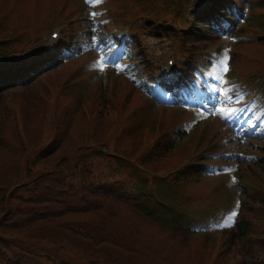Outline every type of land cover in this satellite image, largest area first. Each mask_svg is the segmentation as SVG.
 I'll list each match as a JSON object with an SVG mask.
<instances>
[{
    "label": "rangeland",
    "instance_id": "obj_1",
    "mask_svg": "<svg viewBox=\"0 0 264 264\" xmlns=\"http://www.w3.org/2000/svg\"><path fill=\"white\" fill-rule=\"evenodd\" d=\"M42 6V0H0V33H5L8 30H13L14 33H16L18 30L25 29L27 25H30L32 22L33 25L35 20H33L34 16L33 19H31V15H34V13L36 14V11L39 9H44ZM136 7L137 11L141 9V15H143L144 8L145 15H150L152 12L150 10L149 3L143 5L138 1ZM263 9L264 8L261 10ZM261 10H256L255 13ZM135 17H139L138 13L135 15ZM145 21L147 22L148 20H141L139 25L143 26ZM24 26L26 27L23 28ZM28 28L30 27H27V29ZM30 30L31 29H29L26 33H29ZM43 42L46 44L45 49L51 47L52 42L48 35L43 38ZM148 42H150V44ZM145 43L147 44L149 53H152L153 51L156 52V59H161L160 57L162 55H167L170 53L169 47L168 45L166 46L165 43L152 41V38L150 37L145 39ZM262 43L264 42H247L240 44L236 48L232 73L229 74V77H232L234 80H243L253 75H264V52L262 49L264 48V44ZM152 45L154 47H152ZM224 56L227 57V53H224ZM224 66L225 60L223 62V66L217 69V73L214 77L215 83H218L219 79L222 77L221 69H223ZM121 67L124 69L125 65L121 64ZM69 69L70 67H64L63 69H59L58 73L55 71L49 75L43 76L42 78L38 79V82L35 84V86L27 91L33 92L31 95H34V100L36 101L41 99L46 91L49 92V113H51L52 117L53 112H55L56 109L62 107V102L65 101L66 103H71V100L66 101L60 94L62 81L65 79ZM107 76L108 75L106 74L100 75L103 88L95 84L91 90V95L93 94V91L95 92L93 98L84 102L83 106L87 107V110L89 111H92L93 107L94 109L99 110L103 108L104 112H106V108L107 110L109 109L108 111L113 117L112 127L110 130L106 128L110 126L109 124L104 125V128L103 125L99 128H93L95 131V137L98 136L96 142H93L91 138L92 135H90L89 124L85 125L80 121L76 122V124L73 126L74 128L72 129L73 131L68 141V145L73 146L74 148L79 142L83 141L84 143L76 151V155H73L74 161L70 163L67 162L63 166L60 164H58L56 167L53 166L63 155H58L55 159H48L45 161V163H40L39 165L25 164L26 162L31 161V159L37 154H39L41 150L45 148L53 139V134L47 132L44 137L42 136V143L38 147L27 149L22 156L20 165L23 166L20 169L19 174H21L20 177L24 179H20V181L13 179L10 185L17 183H23V185L22 187L18 188V190H16L12 196L4 195L3 199L0 201V241L4 242L3 244L0 243V255L4 256V258H7L5 264H12V262L16 263L17 261L15 258H19V260H21L24 264H110L104 260L101 252H81L72 248L73 246L69 242H54L46 240L43 238L44 236H35L41 235L37 232L32 233V235H27L22 232H11L7 229L1 228V224L6 221L5 217L2 216L4 211H10V207H23L25 199H27L29 195L34 194L36 191L37 185L41 180V176L38 175V172L41 171L42 168L51 170L53 169L46 166L54 167L55 169L62 166L59 168V171L62 170L63 173L68 176L69 184L74 190L84 186L86 183H90L91 185L101 184L106 187H112L110 190H106L101 193L100 197L104 194L103 196L106 197V200L102 199V202L100 203L101 205L108 207L110 212H112L110 218V229L116 230L115 232L119 234L122 241L125 242L127 240L126 230L124 229L123 225L134 227L138 237L143 239L138 240L136 245L142 255L137 257L140 260L134 264H140V262L153 264V260L148 261V259L145 258L146 249L148 247L144 246V240L149 237L148 234L156 235L158 242L171 239L174 243H177L180 252L187 254L191 259L196 261V263L193 264H215L219 256H221V259L217 262V264H221L222 262H225V264H232L231 259L233 254L231 253L233 251H239L243 245L246 246L245 243L247 240L234 237L227 253L225 255H220L219 250L224 248L223 246L226 245V240L229 239L230 235H214L211 237H184L179 235V237L183 238L177 239L178 237H173L172 235L157 229L156 225L151 223L150 220L138 213H135L132 211V209L126 207L125 209L127 211L116 210L118 204L113 202V198H118L116 195L118 190L123 188L130 193L140 194L141 188L139 186L142 185L141 181L147 182V190L155 189L156 186L159 187L158 182L155 181L157 176L150 177L144 171L148 170L163 174L174 169L176 166L181 164L184 159L194 156L206 145L211 146L212 140L209 143L207 140L209 136H212L214 129L210 130L209 127V129L206 131V134L201 137L202 139L198 144L196 136H194L190 141L189 139H184L178 145L173 147L169 153L161 157H156L157 159L161 160L160 166L156 167V165H152L148 166V168L143 166L145 170L139 169L136 164L137 159L140 158L144 151L147 149L149 151L150 147L148 145L151 144L152 141L161 133L162 127L167 118L166 110L164 112L165 115L158 116H156L153 112H146V109L148 108L147 103H143L140 100L138 101L135 96H131L130 99H127L126 85L122 79H119L117 82H112L109 86H106ZM234 80L229 81L234 82ZM56 94L58 95L56 97V99H58V104H53V97ZM140 96L143 98L141 94ZM107 99L108 101H106ZM102 100L104 102H102ZM126 120L128 121L125 123ZM133 121H140L144 124L143 133H141L142 129L139 131H134L137 134L134 133L126 139V141L136 143V145L131 148L132 150H135V152L138 151L136 156L132 157L136 159L135 161H117L111 157L101 156L94 153L93 151H96L94 149L86 150L87 147L94 145L106 147L112 151L114 143L119 140L117 139L118 130L120 132L125 124L128 122L133 123ZM34 126L38 128L36 124ZM45 129L46 127L43 126L42 132H44ZM81 131L82 133H85L84 139L83 134L82 138H79L77 134L78 132L80 134ZM173 134H175V132ZM66 149L67 148L62 149V152L67 153ZM82 153L84 156L83 159H78L76 164L75 160L77 156ZM18 159L20 160L19 156ZM82 163H85L84 166L86 168L83 167V171L80 173L76 172L73 167H79ZM12 164L17 165L15 161ZM87 169H90L89 171L92 170L91 172H94L93 177L89 180L84 179ZM255 172H248L244 177H241L240 185L249 186V189L253 190L247 199L253 195V192L256 194V190L258 188L264 190V174L257 170ZM250 183L253 185V187ZM239 191V188L233 186L231 179L228 180L226 176L218 178L217 180L202 177L197 181L194 178V180H189L181 186L180 193L175 195L177 200L175 203H178L180 206H182L185 212L195 213L205 218L207 213L214 211L221 205H224L226 208L227 205L231 204L233 200L236 199ZM253 199V197L249 199L250 204H252ZM105 213H107V215L110 214L108 212ZM94 215L96 216L94 217ZM98 215L99 214L96 213H86L83 211L82 214L68 215L64 220L72 219L77 222H86L90 224L91 222L95 223L98 220ZM46 216L47 213L38 214L32 223L25 225L24 228L29 225L27 227L29 230L39 227L40 229L38 231L46 232L59 222V219L57 218L39 220V218H46ZM244 217L248 226H252L254 223L255 214L252 211H247ZM24 222L29 221L26 219L22 221V223ZM254 227L255 226H252L248 229V236L250 238L252 236L250 233ZM67 230L69 232L70 240L80 242L86 241V230H84V228L83 230L79 228ZM104 247L113 251L116 250L111 245H105ZM160 263L161 262L159 260L154 261V264ZM172 264L175 263L173 262Z\"/></svg>",
    "mask_w": 264,
    "mask_h": 264
},
{
    "label": "trees",
    "instance_id": "obj_2",
    "mask_svg": "<svg viewBox=\"0 0 264 264\" xmlns=\"http://www.w3.org/2000/svg\"><path fill=\"white\" fill-rule=\"evenodd\" d=\"M212 1L217 4L218 2H221V0ZM261 4H264V0H262ZM260 6L262 7V5ZM261 20L263 21V24L260 23L259 27L262 28V31H259L257 35L259 40L257 41L264 42V15ZM239 32L244 33L243 29H240ZM262 49L264 52V48ZM99 87L103 88L102 86ZM91 90L87 94H82L79 97L75 96L69 89L63 91L61 96L66 101L71 100V103H66L65 101L62 102V107L56 109L53 117L51 116V113H49L48 100L50 97L48 91H46L43 97L37 101L34 100V95H31V93H33L32 91L30 92L31 98L29 99L23 97V92L17 90L0 95V201L3 199L4 195L12 196L18 188L22 187L23 183L13 185H10V183L13 179L17 181L24 179L20 177L21 174H19V171L23 166L20 165L21 158L27 149L36 148L42 143V136L44 137L46 132L53 134V139L39 154L32 158L31 161L26 162V165H39L40 163H45L48 159H55L58 155L63 156L60 157L58 162L53 166L56 167L58 164L63 166L67 162H72L73 155H76V151L84 143L83 141L79 142L74 148L73 146L68 145V141L73 131L72 129L74 128L73 126L78 121L85 125L89 124L90 135H92L91 138L93 142H96L98 138V136L95 137V131L93 128H99L102 125L104 128V125L109 124L110 126L106 128L109 130L111 129L113 117L108 111L109 109L107 110L106 108V112H104L103 108L99 110L94 109L93 107L92 109L94 111H89L87 110V107L83 106L84 102L93 98L95 92L93 91V94L91 95ZM127 99H130L128 95ZM106 101H108V99ZM102 102L104 101L102 100ZM127 121L128 120H126L125 123ZM35 124L38 128L34 126ZM43 126L46 127L44 132H42ZM138 127L139 125L134 126V124L129 122L122 127L117 135V139L119 140L114 143L112 151L111 149L109 150L112 157L118 160L123 158L134 159L132 157L136 156L138 151L135 152V150H132L131 148L134 147L136 143L126 141V139L136 133L134 131H139V129H137ZM143 127L144 125H142L141 133L144 132ZM77 134L79 138H82L83 134L84 139L85 133H82L81 131L80 134L79 132ZM64 148H67V153L62 152V149ZM18 156L20 157V160L18 159ZM14 161L17 165L12 164ZM160 162L161 160L157 159L154 155L146 153L142 157L140 164L148 168V166L152 165H156V167L160 166ZM46 167L53 169H43L41 167L42 170L38 172V175L41 176V180L37 185V189L34 194L29 195V197L25 199L23 207H10V211H4L2 216L5 217L6 221L1 224V228L7 229L11 232H22L27 235H32V233L37 232L41 235L35 236H44L43 238L46 240L54 242H69L73 246L72 248L81 252H101L104 260L110 264H134L135 262H139L138 260L140 259L137 257L142 255V253L136 245L138 240L142 238L138 237L134 227L123 225L127 234V240L124 242L121 240L119 234L115 232L116 230L110 229L112 212H110L108 207H105L100 203L102 202V199L106 200V197L103 196L104 194L100 197L101 193L105 191L103 187L99 185H89L86 187L85 193L79 197L76 192H73L71 188H69L65 181L63 182L60 180L61 178L54 175L58 173L60 167L57 169L49 166ZM258 201L261 202V205H264V194L260 196ZM113 202L118 204L116 210L127 211L125 209L127 207L132 209L135 213H141L138 208L135 210L130 207L131 205L121 199L113 198ZM83 211L86 213L99 214L97 217L98 220L95 223L91 222L92 224L77 222L72 219L64 220L68 215L82 214ZM105 212L110 214L107 215ZM44 213H47L46 218H39V220L57 218L59 219V222L46 232L38 231L40 229L39 227L29 230L27 228L29 225L24 228L25 225L32 223L38 214ZM258 214L259 227L255 230V239L260 246L264 247V207ZM95 216L96 215H94V217ZM26 219L29 222L22 223V221ZM151 223L156 225L157 229L164 231L173 237H178L177 239L183 238L179 237V235H183L178 233L176 228L172 226H167L163 223ZM77 228L81 230L84 228V230H86V241L80 242L69 239V232L67 229L72 230ZM244 232L245 229L242 230V235ZM148 236L149 237L144 240V246L148 247L146 249L145 258L148 259V261L153 260V264L155 260H159L161 263L166 264H172L173 262L175 264L196 263V261L191 259L187 254L180 252L177 243H174L171 239L158 242L156 235L148 234ZM251 241L253 246H257L253 237H251ZM0 243L3 244L4 242L0 241ZM105 245H111L116 250L113 251L107 249L104 247ZM223 247V249L219 250L220 255H225L229 250L230 245L226 243ZM254 253L253 256L256 260L255 263L264 264V248L259 247V249H255ZM231 254H233L231 259L232 264H245L244 261L242 262L240 260L239 252L233 251ZM15 259L17 262H12V264H24L19 258ZM220 259L221 256L218 257L215 264H217ZM6 261L7 258L0 255V264H5ZM140 264L147 263L140 262ZM221 264H225V262H222Z\"/></svg>",
    "mask_w": 264,
    "mask_h": 264
},
{
    "label": "snow or ice",
    "instance_id": "obj_3",
    "mask_svg": "<svg viewBox=\"0 0 264 264\" xmlns=\"http://www.w3.org/2000/svg\"><path fill=\"white\" fill-rule=\"evenodd\" d=\"M96 2H99V0H96ZM101 52V56L100 59L98 61V63L100 64V68L101 70L104 69L105 65L108 64L109 62V55L105 52L104 49H100ZM115 67H120V64H115ZM227 71V68H225V72Z\"/></svg>",
    "mask_w": 264,
    "mask_h": 264
}]
</instances>
